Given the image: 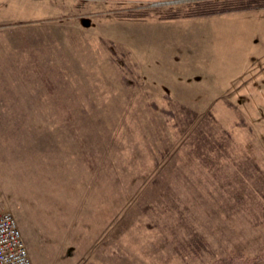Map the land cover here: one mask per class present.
<instances>
[{
    "label": "rangeland",
    "instance_id": "rangeland-1",
    "mask_svg": "<svg viewBox=\"0 0 264 264\" xmlns=\"http://www.w3.org/2000/svg\"><path fill=\"white\" fill-rule=\"evenodd\" d=\"M197 1L0 0V213L33 264H264V8Z\"/></svg>",
    "mask_w": 264,
    "mask_h": 264
},
{
    "label": "built area",
    "instance_id": "built-area-1",
    "mask_svg": "<svg viewBox=\"0 0 264 264\" xmlns=\"http://www.w3.org/2000/svg\"><path fill=\"white\" fill-rule=\"evenodd\" d=\"M0 264H33L17 220L9 212L0 213Z\"/></svg>",
    "mask_w": 264,
    "mask_h": 264
},
{
    "label": "trees",
    "instance_id": "trees-1",
    "mask_svg": "<svg viewBox=\"0 0 264 264\" xmlns=\"http://www.w3.org/2000/svg\"><path fill=\"white\" fill-rule=\"evenodd\" d=\"M254 1V0H251ZM250 0H223L220 2H214L210 0L197 1L192 4L188 12L184 14L185 18L193 17H211L219 16L225 13L234 12H244L249 8H264V0L258 1V3L251 2ZM173 17V16H172ZM233 260H239L240 264H250L249 262H241L240 258L234 257ZM219 264H229L224 261L219 262Z\"/></svg>",
    "mask_w": 264,
    "mask_h": 264
},
{
    "label": "crops",
    "instance_id": "crops-1",
    "mask_svg": "<svg viewBox=\"0 0 264 264\" xmlns=\"http://www.w3.org/2000/svg\"><path fill=\"white\" fill-rule=\"evenodd\" d=\"M2 2H3V1H2ZM2 2H1V3H2ZM3 3H4V2H3ZM3 3H2V4H3ZM263 11H264V10H263ZM257 19H264V12H263L261 15H259V18H257Z\"/></svg>",
    "mask_w": 264,
    "mask_h": 264
}]
</instances>
